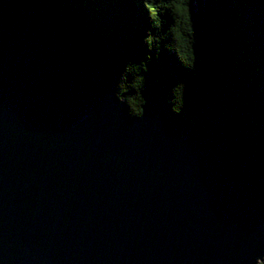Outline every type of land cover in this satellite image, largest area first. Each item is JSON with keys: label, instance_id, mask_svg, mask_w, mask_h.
Segmentation results:
<instances>
[{"label": "water", "instance_id": "water-1", "mask_svg": "<svg viewBox=\"0 0 264 264\" xmlns=\"http://www.w3.org/2000/svg\"><path fill=\"white\" fill-rule=\"evenodd\" d=\"M116 81L53 6L0 0V264H263L258 162Z\"/></svg>", "mask_w": 264, "mask_h": 264}, {"label": "trees", "instance_id": "trees-1", "mask_svg": "<svg viewBox=\"0 0 264 264\" xmlns=\"http://www.w3.org/2000/svg\"><path fill=\"white\" fill-rule=\"evenodd\" d=\"M40 1L113 59L131 117L155 95L264 171V0H204L202 13L192 0Z\"/></svg>", "mask_w": 264, "mask_h": 264}, {"label": "rangeland", "instance_id": "rangeland-1", "mask_svg": "<svg viewBox=\"0 0 264 264\" xmlns=\"http://www.w3.org/2000/svg\"><path fill=\"white\" fill-rule=\"evenodd\" d=\"M203 3L204 0H192L193 7L200 13H202L203 11V7H202Z\"/></svg>", "mask_w": 264, "mask_h": 264}]
</instances>
